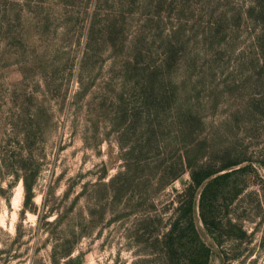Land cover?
<instances>
[{
  "label": "rangeland",
  "instance_id": "rangeland-1",
  "mask_svg": "<svg viewBox=\"0 0 264 264\" xmlns=\"http://www.w3.org/2000/svg\"><path fill=\"white\" fill-rule=\"evenodd\" d=\"M235 169L184 244L264 264V0H0V264H164Z\"/></svg>",
  "mask_w": 264,
  "mask_h": 264
},
{
  "label": "trees",
  "instance_id": "trees-1",
  "mask_svg": "<svg viewBox=\"0 0 264 264\" xmlns=\"http://www.w3.org/2000/svg\"><path fill=\"white\" fill-rule=\"evenodd\" d=\"M236 170L219 173L205 184H203L204 180L212 172H191V182L184 189L185 200L180 202L176 207L175 216L162 239L164 264H208L210 252L208 246L198 240L194 241L193 246L184 244L186 236H190L192 241L194 238L192 234L196 233L194 221L196 204L194 194L197 191L199 192L197 209L204 226L213 234L214 239L219 242V238L215 234L218 221L215 216L214 199L222 187V180L235 173Z\"/></svg>",
  "mask_w": 264,
  "mask_h": 264
}]
</instances>
